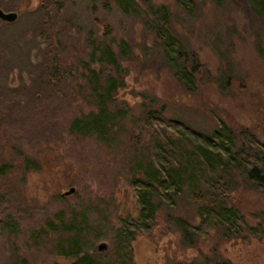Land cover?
I'll return each instance as SVG.
<instances>
[{
    "label": "rangeland",
    "instance_id": "obj_1",
    "mask_svg": "<svg viewBox=\"0 0 264 264\" xmlns=\"http://www.w3.org/2000/svg\"><path fill=\"white\" fill-rule=\"evenodd\" d=\"M126 2L0 0V8L18 15L0 21V264L20 257L29 264L68 262L36 245L29 232L61 208L86 204L92 230L102 233L94 250L103 264H264V184L245 172L264 154V0ZM160 6L180 53L166 50L157 35ZM45 18L65 65L95 60L94 45L111 44L122 79L113 108L127 111L115 128V150L69 138L62 120L52 132L29 133L14 117L32 105L68 115L67 81L54 89L43 67L45 44L36 28ZM178 70L192 71L190 81L180 80ZM135 144L149 146L158 167L179 156V146L201 145L229 159L236 184L224 178V186L218 171L210 173L193 200L189 187L178 190L165 177L153 194L154 218H147L142 187L121 163ZM70 187L74 192L63 195ZM102 197L108 203L100 210ZM212 201L234 206L235 217L224 219V209H210ZM8 218L21 227L10 230ZM118 227L136 235L130 256L124 237L113 240ZM99 242L107 244L104 251Z\"/></svg>",
    "mask_w": 264,
    "mask_h": 264
},
{
    "label": "trees",
    "instance_id": "obj_2",
    "mask_svg": "<svg viewBox=\"0 0 264 264\" xmlns=\"http://www.w3.org/2000/svg\"><path fill=\"white\" fill-rule=\"evenodd\" d=\"M124 3L126 6V0H124ZM158 11L161 13L162 21L157 31L158 37L162 39L166 50L170 49V51L180 53V43L168 27L166 9L160 6ZM36 30L45 44L43 67L52 79V87L54 89L59 88L61 82L67 81L69 90L68 115L60 110L51 113V107L32 105L31 107L18 108L13 112L14 117L17 116L16 118L21 120L22 127L29 133H46L47 130L52 132L56 128V122L62 120L61 123L66 124L69 138L92 140L100 143L107 151L109 148L115 150L114 143L117 137L115 128L125 121L127 111L123 108H113L116 102L115 94L122 85V79L118 74L119 62L111 44L103 42L94 45L92 55L95 56L96 52L98 53L95 60L79 61L78 64L68 62V65H65L59 56L53 28L48 23L47 18L40 23ZM119 45L121 48H125L123 41ZM167 53L169 54V52ZM1 58L2 54L0 53V60ZM188 75L192 76V71H189V73L187 71H177L180 80H183L182 77H184L185 81L189 82L191 78ZM80 100L88 107V110L81 107ZM155 111V109L148 110L146 120H148V115L151 117ZM65 115L66 119L64 121ZM181 125L191 133L203 136L201 132L195 131L185 124L181 123ZM1 129L2 126L0 131ZM207 139H210V137H207ZM180 142L183 141L180 140ZM134 146L136 148H133L132 156H122L121 163L126 168L130 181L137 182L142 187L140 196L145 204V210L150 214L147 218H154L153 194L164 182L165 177L169 178L178 190H181L184 186L189 187L193 200L199 198L197 194L201 192L200 187L210 173L218 171V176H220L221 182H224V186V178H227L232 184H236V177L231 170L229 159L213 153L201 145L197 144L190 148L179 146L178 148L181 150V152H178L179 156H176L168 166L160 167L152 159L149 146L139 147L138 144ZM184 152L185 154H183ZM245 172L248 179L257 184H264V154L259 157L258 165L247 168ZM59 198H63L62 195ZM109 198L113 202V198ZM106 200L107 198L102 197L97 201L104 202V206L100 210L107 205ZM225 203L223 205L220 202L212 201L208 206L218 212L224 209V219L230 220V216L235 217L236 211L234 206L227 207ZM143 210L144 207L141 208V212ZM227 215L228 218L225 217ZM140 216L141 214L138 213V217ZM7 223L8 228L12 231L13 227H21L20 221L14 222L13 218H8ZM92 228L89 204H86L80 208L77 206L59 209L53 218L45 220L44 225H41L38 229L30 230L29 236L36 245L48 247L55 257L68 259V262L53 261L51 264H103L100 259L103 254L94 250V243L102 238V233L94 232ZM113 235V240L116 242H120L124 237L121 241V243L124 242L122 247L125 248L129 256L132 255L130 243L135 239V233H125L123 229L118 227ZM109 240L112 243V240ZM12 264H29V262L25 257H20ZM129 264L133 263L129 262Z\"/></svg>",
    "mask_w": 264,
    "mask_h": 264
},
{
    "label": "water",
    "instance_id": "obj_3",
    "mask_svg": "<svg viewBox=\"0 0 264 264\" xmlns=\"http://www.w3.org/2000/svg\"><path fill=\"white\" fill-rule=\"evenodd\" d=\"M17 12L16 11H5L2 8H0V21L4 22H13L17 18ZM74 192V188L70 187L67 191L63 193V195H69ZM107 247V244L104 242H99L97 245L98 251H104Z\"/></svg>",
    "mask_w": 264,
    "mask_h": 264
}]
</instances>
